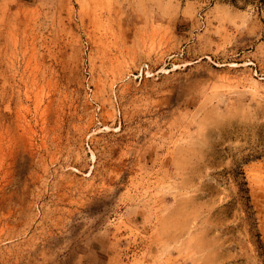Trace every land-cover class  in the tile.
<instances>
[{
    "label": "rangeland",
    "instance_id": "374dc122",
    "mask_svg": "<svg viewBox=\"0 0 264 264\" xmlns=\"http://www.w3.org/2000/svg\"><path fill=\"white\" fill-rule=\"evenodd\" d=\"M0 148V264H264V0H0Z\"/></svg>",
    "mask_w": 264,
    "mask_h": 264
},
{
    "label": "bare ground",
    "instance_id": "6f19581e",
    "mask_svg": "<svg viewBox=\"0 0 264 264\" xmlns=\"http://www.w3.org/2000/svg\"><path fill=\"white\" fill-rule=\"evenodd\" d=\"M2 146H3V145H2ZM7 148H8V147H7ZM0 149H1V148H0ZM2 149H3V148H2ZM6 150H7V149H6ZM9 151H10V150H9ZM7 152H8V151H7ZM3 153H4V152H3ZM9 153H10V152H9ZM2 156H3V155H2ZM4 156H5V154H4ZM6 159H7V158H6ZM7 164H8V163H7ZM0 172H1V171H0ZM9 172H10V171H9ZM1 196H3V195H1ZM8 201H9V200H8ZM8 211H9V210H8ZM6 213H7V212H6ZM9 213H10V212H9ZM12 215H14V214H12ZM0 216H1V215H0ZM6 216H7V215H6ZM7 220H9V219H7ZM18 220H19V219H18ZM12 223H13V222H12ZM12 223H10L9 227L11 226ZM5 224H6V223H5ZM12 226H14V225H12ZM1 227H2V226H1ZM1 227H0V228H1ZM9 227H8V228H9ZM10 228H11V227H10ZM13 228H14V227H13ZM3 230H4V228H3ZM3 230H2L1 232H3ZM11 231H12V230H11ZM8 233H9V231H8ZM11 233H12V232H11ZM11 233H10V234H11ZM12 234H13V233H12ZM31 239H32V238H31ZM31 247H32V246H31ZM24 257H25V256H24ZM6 264H7V263H6Z\"/></svg>",
    "mask_w": 264,
    "mask_h": 264
}]
</instances>
